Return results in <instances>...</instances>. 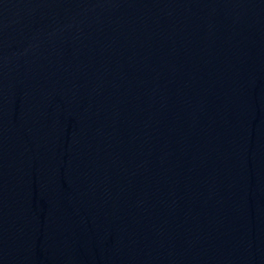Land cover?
<instances>
[{
    "label": "water",
    "instance_id": "water-1",
    "mask_svg": "<svg viewBox=\"0 0 264 264\" xmlns=\"http://www.w3.org/2000/svg\"><path fill=\"white\" fill-rule=\"evenodd\" d=\"M0 264H264V0H0Z\"/></svg>",
    "mask_w": 264,
    "mask_h": 264
}]
</instances>
